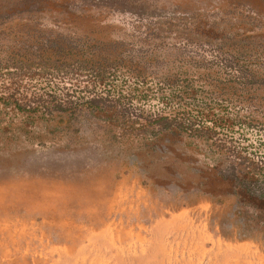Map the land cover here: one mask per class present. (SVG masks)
<instances>
[{
	"label": "rangeland",
	"instance_id": "rangeland-1",
	"mask_svg": "<svg viewBox=\"0 0 264 264\" xmlns=\"http://www.w3.org/2000/svg\"><path fill=\"white\" fill-rule=\"evenodd\" d=\"M262 168L264 0H0V264H264Z\"/></svg>",
	"mask_w": 264,
	"mask_h": 264
},
{
	"label": "trees",
	"instance_id": "trees-1",
	"mask_svg": "<svg viewBox=\"0 0 264 264\" xmlns=\"http://www.w3.org/2000/svg\"><path fill=\"white\" fill-rule=\"evenodd\" d=\"M257 173H259V176L256 178H252L255 179L254 182H252V187L251 185H248V181H246L245 179H243V187L244 189H247V192L252 189L253 196L264 199V168H262V170Z\"/></svg>",
	"mask_w": 264,
	"mask_h": 264
}]
</instances>
